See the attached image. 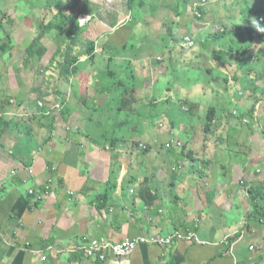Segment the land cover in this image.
Listing matches in <instances>:
<instances>
[{
    "label": "crops",
    "instance_id": "crops-1",
    "mask_svg": "<svg viewBox=\"0 0 264 264\" xmlns=\"http://www.w3.org/2000/svg\"><path fill=\"white\" fill-rule=\"evenodd\" d=\"M45 1L47 8L37 17L25 14L19 21L13 3L9 11L15 16L4 19L17 20L27 35L34 19L63 14L90 21L79 24L77 43L54 46L44 63L59 68L52 94L43 91L45 80L26 81L25 70L10 78L0 72V264H264V220L259 221L252 202V194L260 192L255 204L264 211V33L258 32L255 42L249 39L252 31L221 40L219 48L234 56L227 66L201 48L200 71L187 74L184 55L173 52L170 34L178 35L162 23L163 9H170L167 19L192 28L184 20L187 11L172 18L175 0H151L159 6L157 24L144 16V23L131 28L124 22L133 19L132 13L125 17L116 0ZM207 1L214 7L217 2ZM231 5L226 16L206 9L197 25L201 30L187 35L199 43L226 29L243 30L242 2ZM249 5L264 24V0ZM46 10L52 15L43 17ZM125 29L137 43L122 40ZM90 41L96 43L94 63L85 53ZM66 53L79 58L68 78L61 73ZM78 67L83 69L76 72ZM108 70L134 76L138 104L133 111L120 110L122 88L99 91V72ZM191 74L210 103L203 109L195 103L194 112L179 121L177 110L188 113L189 105L173 87L186 84ZM240 107L249 128L234 117ZM243 128L250 137L261 129L263 137L235 138ZM47 188L49 195L39 201ZM173 233L195 234L199 242L140 245L128 257L104 262L78 251L93 240L120 243Z\"/></svg>",
    "mask_w": 264,
    "mask_h": 264
},
{
    "label": "rangeland",
    "instance_id": "rangeland-1",
    "mask_svg": "<svg viewBox=\"0 0 264 264\" xmlns=\"http://www.w3.org/2000/svg\"><path fill=\"white\" fill-rule=\"evenodd\" d=\"M62 1H65V0H62ZM149 1H151V0H149ZM213 1L214 0H209V2H213ZM234 2H233V0H217V2L215 3V7H214V5L208 6L207 10H208V12L215 11V13H217L218 17L222 16V15L226 16L227 15L226 12L229 10L230 7H232L231 4H233ZM13 3L15 5H13ZM113 3L116 4L115 6H118V10L120 12L125 14V17L130 16L129 15L130 11L128 9L127 0H123V1L122 0H116V2H113ZM192 3H193V5L196 4V0H192ZM12 5L18 9L17 13H18V16L20 17L19 21H21L22 20L21 16L22 15L25 16V14L27 15L26 17H32V16L37 17V16L41 15V12H42L41 9L43 6L46 7L47 3L45 0H23V1H18V2H15L13 0H0V18L1 19L9 17L8 15L15 16V13L12 14L11 11H9L10 7H12ZM167 5H170V7L173 8L174 3L167 2ZM175 5L178 6L177 8H178V11L180 12L179 17H183L184 11H183V6L180 3V0H175ZM82 6H83V4L78 5V7L76 8L77 12L81 11ZM103 7L106 10L110 9L109 5L105 6V4H104ZM163 7L166 8V6H163ZM56 8L59 11L61 10V8H59L58 6H56ZM233 9H230V10L234 11ZM236 9H238V8H236ZM190 10L192 11V7H188V9L185 10V11H187L188 16L187 17L185 16L184 20L187 18L186 20H188V22L190 23V26L192 28L190 29V28H186L184 26V29H183V28H179L170 19H167L166 14H168V11H172V10L163 9V11H162V9H161L162 12L166 11L165 12L166 14H163V15H165L166 20L162 21V23H165L167 29H169V30L172 29V32L176 33L178 35V40H182L183 36H184V38L186 36H188L187 34L191 31L193 34V32H195V30H196L197 25L199 24V21H195L193 18V15L190 14ZM64 11H65V9H64ZM6 12H7V14H6ZM46 12L47 13L45 15H44V12L42 13L43 17L49 16V14L52 15L49 10H46ZM136 14L140 15V12H138ZM141 15H143V18L145 16L147 19H149L148 21L146 19L145 22H149L150 25L152 24V26L155 25L157 16H154L155 15L154 14L153 15L154 17H152L151 8L148 5V1H147V8H145V10L141 12ZM173 16H174V17H172L173 19L175 17H177L174 14H173ZM184 20H183V24L187 25L186 24L187 22H185ZM140 21L141 20L138 21L137 25L144 23V21H141L142 23ZM49 22H51V19H48V18H46V19L45 18L34 19V26H33L32 32H31V34L27 35V32L25 30L23 31L21 28L24 25H20L17 20L13 22V24L15 23V25L10 24L7 21H4V23H5L4 27L6 29L5 31L8 32L9 34H11L14 45L12 46L11 51L9 53H7L5 55V57L0 56V66H1L0 72L6 71L5 75L7 74L8 76L10 75L12 77V74L15 71L20 74L21 71L25 70L24 73L26 72V74L28 76V80H26V81L35 83L37 85V82L45 80V83L47 82V84L43 88V91L44 92L49 91V94H52V92H53V86L52 85H54L53 84L54 74H55V72H59V68L57 67V64L55 65V68L53 66L45 67L44 63L51 56V53L54 52V49L58 47L59 43L62 42L63 36H61L60 33H59V36H57L58 33L52 34L53 31L47 33L46 38H44L42 40V45L48 49L47 53L41 58L36 56L34 59L29 58L30 55L28 54L29 46L42 35V33L44 31L43 30L44 26L48 25ZM124 23H126L127 27H129V28L133 27L131 25L132 20L130 19V17ZM156 24H157V22H156ZM170 26H171V28H170ZM17 27H19V28L17 29ZM150 29H152V28H150ZM198 30L200 31L201 29L198 28ZM125 31L127 32V35H124ZM147 33H148V31L146 30V28L144 30V27H143L144 36H147ZM182 34H183V36H182ZM121 38L123 41H125L129 38L127 41V44L129 43V45H134L135 43H137V40H138L137 36L132 37V34H130V31H128L126 29L122 32ZM158 38H161V40H163V42L168 41V37L163 38V37H161V34L159 35ZM54 46H55V48H54ZM130 53H132V52H130ZM208 62H209V60L207 59V63H205V65L208 64V66L211 67V63L210 62L208 63ZM57 75L59 77L61 76L60 74H57ZM10 76L8 78H10ZM61 77H63V76H61ZM14 79H16V78H14ZM195 79H196L195 76L193 77V75L191 74V75L186 77V84H184V82H183V84L176 85L174 88L173 87L174 81H172V83H171L172 84L171 86L173 87V89H175L174 93H177L179 95V97L183 98V100L189 105V107L186 106V107H188V108H186L188 113H181L177 110V112L175 114V118L179 121H183L184 117H188L189 113L194 112L193 107H195V105H194L195 103L198 104V105H196L197 108L200 106L202 109H203V107L207 106V104L210 103L209 102V95L202 94L201 89H203V88L199 87V85H201V84H200V82H198L199 80L197 81ZM18 80H19V78H18ZM22 83H23V80H22ZM0 93H2L1 90H0ZM0 95H2V94H0ZM230 106L236 107L232 104ZM188 109H189V111H188ZM236 109H238V108H236ZM244 113H245L244 109L240 107L238 109V111H236L237 117L234 115L233 116L235 117V119L240 121L239 123H241V125H243V126L246 125L245 127L249 128L251 126L250 125L251 123H249L250 120L248 121V119L242 118ZM248 123L250 126L247 125ZM261 126L264 128V125H260V127ZM244 131H245L244 128L242 130H239V133L234 134V137L239 138V139L245 138V139H249V140L255 139L256 137H259V138L263 137V135L261 133V129L259 130V133L257 134V136H251V137L246 136Z\"/></svg>",
    "mask_w": 264,
    "mask_h": 264
},
{
    "label": "trees",
    "instance_id": "trees-1",
    "mask_svg": "<svg viewBox=\"0 0 264 264\" xmlns=\"http://www.w3.org/2000/svg\"><path fill=\"white\" fill-rule=\"evenodd\" d=\"M148 1V5L151 8V12H152V16L159 10V6L149 0ZM147 1L146 0H127V4H128V9L129 11L132 13L133 15V23L131 24L133 25H137L139 20H143V15H141V12L145 10V8H147ZM235 2H242L243 5V10H242V15L244 17V28L243 30H233L231 33L227 31V29L225 31H222L216 35H209L207 40H205L204 42L201 41L199 43L196 42V39L192 36H186L183 41L182 44L185 42V39L188 37H191L194 43V46L190 49H185L179 46L180 42L177 39V37H174V35L171 33L170 37L174 39V44H176V46H174V53L177 54H181L184 55V63L187 65V69H189L188 73H197L198 67H199V52L200 49L202 48L203 50L206 51V53H211L212 57L219 60L220 63L224 66L229 65V56H231L232 58L234 57L232 53L225 51L224 49L219 48V44L221 42V40L232 37L233 33L236 34V36H238V34H242L244 32H251L253 33V36L250 39V42H255L257 36H258V32L255 30V28L252 26L251 24V19L255 18L258 19L259 17V13L256 10H253L250 8L249 2L250 0H233ZM205 2V6L204 7H197V12L200 13L201 15V19L199 20V22H201V20L204 18V15L206 14V9L208 6V1L207 0H196V3L199 5H202ZM181 5L183 6V11L185 12V10L188 7H192V0H180ZM59 7V5H57ZM178 6H174L173 8V13L175 16L179 17L180 12L178 11ZM57 9V8H56ZM140 12L139 14H136ZM263 12V10H262ZM184 14V13H183ZM150 15V14H149ZM174 17V16H173ZM184 17V16H183ZM4 21H6L5 19H1L0 18V56H4L9 53L12 49L13 46V39L11 37V35L5 31V27H4ZM140 21V22H141ZM188 26V24H187ZM79 27V21L78 18H68L66 16H64L63 14H60L58 16H56V18L54 20H51V22H49L48 25L44 26V31L42 33V35L35 40L28 48V54L30 55L29 58L34 59L36 56L41 58L43 57L46 53L47 50L46 48L42 45V40L44 38H46L47 33L52 32L53 30H55V32L60 33L61 36H63L62 42L65 40V42H69L71 41L72 43H77L78 38H80V34H82L81 29H78ZM68 29V31H67ZM78 29V30H77ZM172 31V30H171ZM170 31V32H171ZM241 35V36H242ZM7 41V42H6ZM214 45H216V49L209 51L210 47H213ZM179 46V47H178ZM112 48V47H111ZM114 54L117 53L119 54L120 51H116L114 49H112ZM122 50H126V47L123 48ZM88 56V62L89 63H94V61L96 60L97 57V53H96V43L94 41H90L87 44V49L85 52ZM199 56V57H198ZM257 55H255L254 59L256 58ZM113 57H117L116 55H113L111 57V59H113ZM198 58V59H197ZM253 59V61H254ZM79 60L78 57H72L70 55V53H66L65 56V62L64 64L61 66V73L65 78H68L69 74H70V67L73 64H76V62ZM252 61V62H253ZM194 66V71H192V67ZM200 68V67H199ZM83 68L78 67L75 69V71H79L82 70ZM99 78H100V83H99V91L100 92H104L105 89L109 90L111 93L114 92L115 88H122V93L121 96L119 97L120 100L122 101L120 110L121 111H133L134 108L138 104V99L136 97V89L132 83L134 76L130 75V74H119L118 72H114L113 70H108V72H99ZM212 111V114L214 113V111L212 109H210L209 112ZM212 118L213 116H209L207 118V122L205 124L204 127V133L207 134L208 131L210 130L211 127V122H212ZM138 145V143L136 144ZM264 187V185H262V188ZM261 188V189H262ZM262 195H260V192L255 191L252 194V202H254V210H255V214H258V219L260 220H264V211H261V208H259L255 203L258 202V198L261 197Z\"/></svg>",
    "mask_w": 264,
    "mask_h": 264
},
{
    "label": "built area",
    "instance_id": "built-area-1",
    "mask_svg": "<svg viewBox=\"0 0 264 264\" xmlns=\"http://www.w3.org/2000/svg\"><path fill=\"white\" fill-rule=\"evenodd\" d=\"M205 2L202 5L194 4L191 15L195 21L201 19L200 13L197 12V7H204ZM90 21V17L82 16L79 17V24L82 26L86 22ZM194 46L193 40L191 37L185 39V42L182 44V47L185 49H190ZM160 60V59H159ZM42 107V105H40ZM236 115V112L233 113ZM144 149L145 147L142 146ZM50 189L47 188L45 191V196H38V200L42 199L49 195ZM30 196H35L34 192H29ZM173 241H187V242H199V239L195 234L182 235L180 233L167 234L165 236H142L137 239H126L120 243H112L106 240H93V242L88 245L79 248L78 251L81 252L84 256L89 258H98L100 261H107L111 256L116 258H125L130 256L140 245H159V246H169Z\"/></svg>",
    "mask_w": 264,
    "mask_h": 264
},
{
    "label": "clouds",
    "instance_id": "clouds-1",
    "mask_svg": "<svg viewBox=\"0 0 264 264\" xmlns=\"http://www.w3.org/2000/svg\"><path fill=\"white\" fill-rule=\"evenodd\" d=\"M234 2V1H233ZM193 9V6H192ZM79 21V20H78ZM251 24L255 28V30L259 33H264V24H262L260 21H258L255 18L251 19Z\"/></svg>",
    "mask_w": 264,
    "mask_h": 264
}]
</instances>
